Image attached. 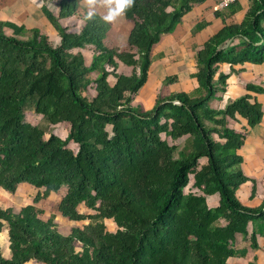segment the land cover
<instances>
[{
	"label": "trees",
	"instance_id": "1",
	"mask_svg": "<svg viewBox=\"0 0 264 264\" xmlns=\"http://www.w3.org/2000/svg\"><path fill=\"white\" fill-rule=\"evenodd\" d=\"M82 1L44 0L56 45L39 28L0 21V188L12 195L23 184L33 189L32 203L0 206L10 252L5 257L0 248V264H230L237 236L259 223L250 237L257 249L264 203L251 208L237 197L249 181L239 154L246 134L229 121L240 116L255 128L262 105L250 94L222 110L211 102L226 93L221 64L232 74L264 63V0H249L241 24L226 25L196 51L193 92L159 94L149 110L132 102L148 83L154 47L207 0H133L123 13L132 25L127 50L106 44L111 24L97 12L81 14ZM75 17L76 25L62 24ZM232 39L240 42L226 47ZM83 51L92 52L90 64ZM120 64L132 73H121ZM178 81L170 75L164 84ZM246 89L264 93L254 84ZM30 108L51 127L69 125L67 137L27 122ZM62 191L57 213L83 225L67 235L40 207ZM214 195L219 204L210 207Z\"/></svg>",
	"mask_w": 264,
	"mask_h": 264
},
{
	"label": "crops",
	"instance_id": "2",
	"mask_svg": "<svg viewBox=\"0 0 264 264\" xmlns=\"http://www.w3.org/2000/svg\"><path fill=\"white\" fill-rule=\"evenodd\" d=\"M220 2L221 0H207L202 4L196 5L190 13L185 15L182 22L172 34L162 38L161 42L155 46L157 47L155 49V55L159 60L158 66L155 64L152 69L154 73L152 75L150 73L149 79L153 75L161 78V75L163 77L170 75L181 76L182 73L184 75H190L189 77L197 83V80L192 77L197 71L196 51L201 50L204 44L226 25L241 24L249 9V0H239L238 4L240 7L236 10L233 9V4L223 10H219L217 7ZM20 3V0H0V21H10L18 25L30 26L31 29L37 28V25H33L31 17H28L29 15L27 14L29 13L19 9L22 6V3ZM217 13H220V15L217 16ZM201 24H205V26L197 29ZM230 41L229 46L233 42H240V40L234 41L233 39ZM171 69L174 70L173 74H170ZM235 69L238 72L231 74V65L226 63L220 65V72L229 74L226 93L221 99H214L211 106L215 109L222 110L225 109L230 101L247 94L252 96V102L258 101L262 105L263 118L261 123L255 128H250L247 120L240 116L237 117V121H229L232 128L246 134L245 144L239 151V154L243 158L241 165L242 171L249 181L239 187L237 197L243 205L251 208H259L264 203V93H251L247 91L246 86L248 84H254L264 88V63H245L244 65L236 66ZM217 78L218 75L216 76ZM180 80L182 81L181 78ZM22 188L31 189L30 185L23 184L18 189L17 194ZM0 194L5 195L8 193L0 188ZM207 202L210 207H217L219 204V196L207 197ZM0 206L3 208L1 204ZM58 217L64 220L66 219L60 214H58ZM69 222L75 224V227L83 226L82 224L79 225V222ZM259 228V223L255 225L251 224L248 236H237L235 242L236 255L229 259L230 264H264V227H262V234L257 236V243L259 245L257 249L251 247L250 240L251 233L254 229L259 230ZM4 231L8 237L7 224H5ZM7 247L9 249V241ZM9 256L10 253L5 257Z\"/></svg>",
	"mask_w": 264,
	"mask_h": 264
},
{
	"label": "rangeland",
	"instance_id": "3",
	"mask_svg": "<svg viewBox=\"0 0 264 264\" xmlns=\"http://www.w3.org/2000/svg\"><path fill=\"white\" fill-rule=\"evenodd\" d=\"M22 3V6L19 8L21 11H26L28 12L29 15L28 17H31L33 21V25H37L43 33L49 36L50 41L56 45L60 41L59 33L56 31V29L53 28V26L48 22V20L43 16L41 12V6L44 4V0H20ZM20 3V4H21ZM48 7L53 11L57 12L58 7L56 2H47ZM82 9L80 10L81 14H85L86 12L89 11V7L87 4V0L82 1ZM94 12H97L101 16H105L107 14V8L104 6V0H96V5L94 8ZM77 17L62 21V24L65 26L68 25H76L77 24ZM111 24V30L109 32L108 38L106 40V44L110 47H118L121 50H127V37L129 35V32L131 30V24L125 21L124 15H120L117 17L116 20L109 22ZM27 29H31L30 26L27 27ZM10 32V31H9ZM155 47L153 49V63H152V68L150 70V73H154L152 70L155 64L158 66L159 60L157 59L158 57L155 55ZM83 54L87 60V64H90L91 58H92V52L90 51H83ZM119 71L121 73H125L130 75L132 73L131 68H126L122 64H120V69ZM173 69H171L170 74H173ZM190 76V75H189ZM188 75H184L181 73V76L178 75L179 81L176 84L172 85H167L164 84V81L166 77H163L161 75V78H157L156 76H152L149 80L148 83L142 88V90L139 92L138 96L134 98L133 100V105L135 106H142L145 110H149L154 106L155 100L159 94L162 95H168L172 92H179V91H187L189 93L193 92V90L196 88L197 83L196 81L192 80ZM168 77V76H167ZM182 79V81L180 80ZM114 79L111 78L110 82L114 83ZM86 95L90 98L95 96L94 90H90L86 93ZM212 104V102H211ZM33 108H30L26 112V118L25 120L27 122H30L31 124L39 125L42 129L46 130L47 132H50L51 129L52 131L60 136L61 138H66L67 137V131L69 129V125L66 124H60L54 127H51L48 122L40 115L34 114L32 111ZM177 144H180V147L182 148L185 143V138L179 140L176 142ZM70 148L76 150L77 147L75 144L72 142L69 145ZM27 188V187H26ZM22 188V190L15 195L12 194H5L1 195L0 194V204L3 206V208L6 207H11L15 208V210H18L22 206L32 203V194H33V189H26ZM186 195H190L193 193V189L191 186H189L185 190ZM64 191H62L58 195H53L46 201H42L40 204V207L45 211L46 214H44V218L48 219L50 216L54 215L55 216V222L58 224L59 230L63 234H69L71 229L75 228V224L70 223L68 220L61 219L58 217V213L56 211V206L60 200V198L63 196ZM108 230L115 231L117 229L116 225L112 223L111 221H105ZM80 223L79 225H81ZM8 237L6 232L4 231L3 233H0V248L2 250V253L4 256H8L9 249L7 247L8 245Z\"/></svg>",
	"mask_w": 264,
	"mask_h": 264
},
{
	"label": "clouds",
	"instance_id": "4",
	"mask_svg": "<svg viewBox=\"0 0 264 264\" xmlns=\"http://www.w3.org/2000/svg\"><path fill=\"white\" fill-rule=\"evenodd\" d=\"M133 0H104V6L107 8V14L103 19L107 22H112L117 19L124 11L131 6ZM89 11L87 14L88 19L94 16V8L96 0H87Z\"/></svg>",
	"mask_w": 264,
	"mask_h": 264
},
{
	"label": "built area",
	"instance_id": "5",
	"mask_svg": "<svg viewBox=\"0 0 264 264\" xmlns=\"http://www.w3.org/2000/svg\"><path fill=\"white\" fill-rule=\"evenodd\" d=\"M239 0H221V2L218 4V9L219 10H223L227 7H229L230 5L237 3Z\"/></svg>",
	"mask_w": 264,
	"mask_h": 264
},
{
	"label": "water",
	"instance_id": "6",
	"mask_svg": "<svg viewBox=\"0 0 264 264\" xmlns=\"http://www.w3.org/2000/svg\"><path fill=\"white\" fill-rule=\"evenodd\" d=\"M230 43H231V41H229V42L227 43L226 47H228ZM177 103H178V102H177Z\"/></svg>",
	"mask_w": 264,
	"mask_h": 264
}]
</instances>
